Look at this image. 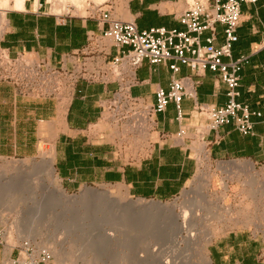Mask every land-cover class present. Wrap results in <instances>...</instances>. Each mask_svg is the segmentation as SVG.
<instances>
[{
    "label": "crops",
    "instance_id": "1",
    "mask_svg": "<svg viewBox=\"0 0 264 264\" xmlns=\"http://www.w3.org/2000/svg\"><path fill=\"white\" fill-rule=\"evenodd\" d=\"M106 8L122 22L133 21L140 31L186 30L178 21L186 10L181 0H110ZM2 28L0 49L10 58L46 60L58 67L66 55L73 53H78L74 60L80 61L89 32L101 34L106 25L95 18L56 15L43 0H26L23 9L5 12ZM209 36L210 33H204L202 42ZM237 36L232 57L246 60L239 73L236 102L250 111L263 112L264 51H258V46L264 42V0L241 6ZM222 40V27L218 26L215 43L219 45ZM107 46L109 56L99 57L101 61L117 53L111 43ZM169 65L152 66L144 61L135 72L137 83L130 95L145 105H154L158 89L168 91L172 80L189 77L194 83L195 97L181 101V119L172 103L164 113L156 115L155 131L151 134L153 153L146 161L135 165L123 163L109 142L106 107L117 84L85 80L69 90L65 103L63 98L23 99L0 83V158L29 159L51 146L53 156L45 160H51L65 189L75 191L86 184H120L130 197L154 201H168L181 193L195 175L197 157L201 155L217 162L246 160L264 168V120L252 117L253 132L248 136L238 133L231 124L203 132L208 122L196 107L224 106L228 100L225 85L217 73L209 70L195 74L178 64V72L172 73ZM261 252L259 239L254 235L231 231L211 243L208 256L210 264H264ZM14 256L15 249L8 253L0 247V264Z\"/></svg>",
    "mask_w": 264,
    "mask_h": 264
},
{
    "label": "built area",
    "instance_id": "2",
    "mask_svg": "<svg viewBox=\"0 0 264 264\" xmlns=\"http://www.w3.org/2000/svg\"><path fill=\"white\" fill-rule=\"evenodd\" d=\"M258 1L185 0L186 10L178 17L185 31L164 28L140 31L133 21L122 22L108 10H103L102 5L109 4V0L102 4L92 3V11L87 17L105 24L106 29L101 34L89 32L80 61L74 60L78 53H73L54 67L46 60L12 59L0 49V83L11 87L15 95L23 99L58 100L81 80V72L89 74V79L112 80L117 84V90L106 107L111 130L108 136L113 140L118 158L127 165H135L146 161L153 153L151 134L155 131L156 115L164 113L172 103L181 119V101L195 97L193 81L184 77L172 80L168 91L158 89L154 105H145L130 95L131 88L137 83L135 72L144 61L152 66L170 63L172 73L178 72L180 64L195 74L206 70L217 73L226 87L228 100L224 106L197 105L198 114L208 122L203 132L231 124L241 135H252L251 118L264 120V111H250L246 105L236 102L239 73L246 58H233L232 48L238 40L241 6L254 5ZM218 26L222 27L223 39L219 45L215 43ZM206 32L210 36L203 43L201 37ZM108 43L117 53L106 63L99 57L109 56ZM258 48V51H264V42ZM2 244L0 240V246ZM13 249L15 256L10 264H50L52 260L46 249H35L28 244Z\"/></svg>",
    "mask_w": 264,
    "mask_h": 264
},
{
    "label": "rangeland",
    "instance_id": "3",
    "mask_svg": "<svg viewBox=\"0 0 264 264\" xmlns=\"http://www.w3.org/2000/svg\"><path fill=\"white\" fill-rule=\"evenodd\" d=\"M79 1L74 4L71 1H63L59 11H55L57 2L49 3L47 0H43L46 7L56 15L68 13V15L83 17H87L92 11V3L102 4L105 0H102L101 3L97 0ZM181 1L185 4V0ZM106 5L108 4L102 5L103 10L107 9ZM1 26L2 24L0 29ZM110 60H106V63ZM88 75L81 72V80L93 83L112 82V80L101 82L89 79ZM92 75L90 74V76ZM73 88H68L63 94L61 97L63 103H65L69 90ZM108 129L111 132L109 125ZM112 141V139L109 140L111 145H113ZM50 155L53 156V149L48 146L41 149L38 155L33 158H0V176H11L16 173L27 175L31 172L36 177L44 179L46 183L54 181L56 188L62 190L66 195L76 198V201L72 199L68 202L52 196L50 190L45 187H40L35 194H15L12 199L6 194H0V216L6 219L5 222L0 221V240L3 241L0 247H5L8 253L15 247L28 244L35 249L48 250L52 255L50 264H125L126 261V264H144L143 261L147 260L149 263L151 258L154 261L155 256L150 257L152 254H158L157 259L160 257L159 254H164L166 258L171 250L175 249L172 239L170 237L169 239L168 235L164 236L163 233H158L155 230L156 233L147 229L145 231L131 228V226L123 228L114 225L109 217L98 213L96 207L99 200L94 197L96 193H114L115 196L117 195L114 196L116 199L122 197L126 201L132 200L144 205L161 203L170 207H187L190 200L197 199L193 190L200 183L198 179L201 175L204 179L207 176L205 179L207 192L205 194L208 200H211L210 202L219 209L229 206L233 211L231 210V217L223 223L208 219L211 218L210 216L206 218V212L201 211L199 214L204 217V220H199L198 224L201 223L198 231L202 233H196L197 241L191 249L185 248L184 244H181L176 253L174 251L178 264H206V260L209 259L208 250L211 243L228 235L231 231L254 235L259 239L261 253L264 256V168H257L251 163L253 170L249 171L247 166L249 162L246 160L217 162L201 155L197 157L195 175L181 193L168 201H154L132 198L127 194L125 187L120 184H86L75 191L65 189L57 178L55 170H53L54 177L52 179L45 171L47 166L45 165V167L44 164L48 161L45 160V157ZM19 169L22 172H16ZM252 176H254V184L250 185L249 180ZM87 189L91 192H86ZM34 197L36 203L40 202L39 205L44 211V216L38 215L32 218L31 214L34 209L32 199ZM32 226L37 229L30 233L29 228L31 229ZM205 232L212 236L208 242L203 243L202 238ZM59 241L63 242H61L62 247L58 243ZM201 244L203 245L201 246ZM157 259L154 261L155 263L159 261ZM153 261L150 264H153ZM5 264H10V261Z\"/></svg>",
    "mask_w": 264,
    "mask_h": 264
},
{
    "label": "bare ground",
    "instance_id": "4",
    "mask_svg": "<svg viewBox=\"0 0 264 264\" xmlns=\"http://www.w3.org/2000/svg\"><path fill=\"white\" fill-rule=\"evenodd\" d=\"M47 1L49 3L57 2L55 11H59V9L61 8L60 5L63 1H66V2L71 1L72 4H74V2L75 3L80 2L79 0H47ZM98 1H100L101 3L102 0H97V2ZM25 2L26 0H0V21H1L2 26L5 23V12L10 9L11 10L12 9L21 10L23 9V5ZM2 26L0 29V34L3 31ZM202 148L200 150L201 153L203 152ZM45 165L47 166L45 171L48 172V176H50V178L52 179V177H54L53 175L54 171H53V166H52L53 164L51 160H48L44 164V166ZM247 166H248L249 171L253 170V165L251 163H248ZM16 172H22V171L19 169V170H16ZM30 173L27 175L24 173L22 174L16 173L11 176L1 175L0 176V194H6V196L12 199L13 195L15 194H20V193H34L35 194L37 193V190L40 187L41 188L45 187L50 190L52 196L58 197L60 199H64L68 202L71 201L72 199L73 200L76 199L75 197H70L66 195L62 190H59L58 188H56L54 185V181L52 182L50 181V183H46L44 179H40L36 177L35 175H33L32 173L31 174ZM205 179L200 175L198 179V182L200 183H198L196 188L193 190V192L196 193L195 195L197 196V199L190 200L189 205L187 207H182V208L181 207L177 208L176 206L170 207L167 205H163L161 203H150L149 205H144V204H141V202L138 203L132 200L126 201L122 197H120V199L117 197L116 199L114 198L115 196L114 193H96L94 198H97L99 200L97 203L96 209H98L99 214L103 216L106 215L107 217H109L112 223L116 226H120L123 228H127L131 226V228L132 227L139 228L140 230L147 229V230H151V232L155 230L158 233L159 232L161 234L163 233L164 236L168 235L167 237L168 238L170 237L172 239V242H173L172 245L174 246L175 249L171 250V253H169V256L167 255L165 258L164 254L163 255L159 254L160 257L158 256L159 258L157 259L158 254L156 255L152 254L153 256L151 255L150 257L155 256L154 261H156V259L159 261L155 263L153 259L151 258V261H149L148 263L147 260L142 262V259H141L142 263L150 264V262L152 263L153 261V264L154 263L155 264H178L176 260L177 257L175 254L176 250L180 248L181 244H184L185 248L191 249L192 246L195 245V241H197L196 233L197 232L202 233L198 231V227L201 223L200 222L198 224L199 220L201 221L204 220V217L200 216L199 214L201 213V211L206 212V218L210 216L211 218H208V219L215 220L218 223H223L225 220H227V218L231 217L232 209H230L229 206L219 209L218 207L214 206L213 203L210 202L211 200L210 201L208 200L207 195L205 194L207 192L206 183H205L207 181H205ZM249 182H250V185L254 184V176H252ZM223 185L224 184L222 182V187ZM86 192L90 193L91 190L87 189ZM250 195H251V192H250ZM32 201L34 202V206H33L34 209H33V213L31 214V216H33L32 218L38 215L44 216V211L42 210V207L39 205L40 202L36 203L35 197L32 199ZM88 202L90 201L88 200ZM0 221L5 222L6 219L0 216ZM36 229L37 227L35 228V226H32L31 229L29 228V230L31 231L29 232L30 233L35 232ZM211 236L212 235L210 233L205 232L204 237L202 238V242L203 243L208 242L211 239ZM61 242L62 241H59L58 243H60V246L62 247L61 244L63 242L62 243ZM202 245L203 244H201V246ZM161 256H162V259H161ZM163 256H164V259H163ZM206 264H210L209 259L206 260Z\"/></svg>",
    "mask_w": 264,
    "mask_h": 264
}]
</instances>
